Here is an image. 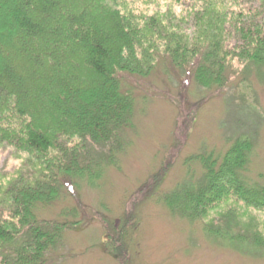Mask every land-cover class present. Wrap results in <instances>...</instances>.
Here are the masks:
<instances>
[{
  "label": "trees",
  "instance_id": "obj_1",
  "mask_svg": "<svg viewBox=\"0 0 264 264\" xmlns=\"http://www.w3.org/2000/svg\"><path fill=\"white\" fill-rule=\"evenodd\" d=\"M176 1L179 15L159 8L134 16L119 0H0V148L38 162L0 189L8 212L0 220V264H47L61 245V229L74 223L48 228L33 209L61 200L62 189L74 200L81 182L95 184L125 152L140 99L129 78L148 81L163 66L161 87L175 86L181 98L189 82L197 92H221L229 80L235 90L253 78L264 83V0ZM225 140L221 155L202 150L184 159L186 180L162 203L193 222L228 200L242 211L219 213L203 235L263 256V236L241 215L264 214V174L249 175L248 139ZM69 210L76 219L75 206Z\"/></svg>",
  "mask_w": 264,
  "mask_h": 264
},
{
  "label": "rangeland",
  "instance_id": "obj_2",
  "mask_svg": "<svg viewBox=\"0 0 264 264\" xmlns=\"http://www.w3.org/2000/svg\"><path fill=\"white\" fill-rule=\"evenodd\" d=\"M172 1L164 0L160 6L119 0L118 6L130 8L134 16L150 15L159 8L160 14L171 10L179 15V2ZM229 45L228 50L235 42ZM154 67L155 76L148 81L128 79L134 95L146 100L137 99L125 152L115 155L95 184L81 182L75 201L62 189L61 200L35 205L38 224L50 228L56 222L74 223L61 229L62 243L55 253L49 252L47 264H264V255H242L212 244L203 235V226L217 220L219 213L227 209L240 213L235 204L227 200L218 212L189 222L172 215L162 203L177 183L186 180L184 159L202 150L223 154L231 143L225 136L248 139L252 143L249 175L264 174V83L253 78L235 90L229 80L221 92H197L189 82L181 98L175 86L161 87L163 66ZM31 162L38 164L34 158L28 161L24 154L0 148V189H9L11 177ZM191 170L196 171L195 165ZM6 203L0 198V220L8 217ZM73 206L76 219L69 214ZM241 217L250 219L264 238V214L251 211Z\"/></svg>",
  "mask_w": 264,
  "mask_h": 264
}]
</instances>
